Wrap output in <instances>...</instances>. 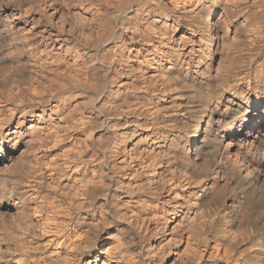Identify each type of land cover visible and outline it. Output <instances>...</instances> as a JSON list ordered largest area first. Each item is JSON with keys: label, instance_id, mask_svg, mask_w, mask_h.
I'll use <instances>...</instances> for the list:
<instances>
[{"label": "clouds", "instance_id": "9594fccd", "mask_svg": "<svg viewBox=\"0 0 264 264\" xmlns=\"http://www.w3.org/2000/svg\"><path fill=\"white\" fill-rule=\"evenodd\" d=\"M0 264H264V0H0Z\"/></svg>", "mask_w": 264, "mask_h": 264}]
</instances>
